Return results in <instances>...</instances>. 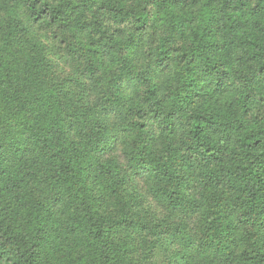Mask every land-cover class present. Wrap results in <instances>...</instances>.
<instances>
[{"label":"clouds","instance_id":"clouds-1","mask_svg":"<svg viewBox=\"0 0 264 264\" xmlns=\"http://www.w3.org/2000/svg\"><path fill=\"white\" fill-rule=\"evenodd\" d=\"M0 264H264V0H0Z\"/></svg>","mask_w":264,"mask_h":264}]
</instances>
